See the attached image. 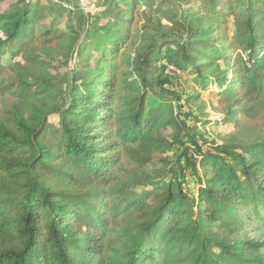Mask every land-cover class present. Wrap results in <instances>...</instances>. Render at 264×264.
I'll return each mask as SVG.
<instances>
[{
    "label": "trees",
    "instance_id": "1",
    "mask_svg": "<svg viewBox=\"0 0 264 264\" xmlns=\"http://www.w3.org/2000/svg\"><path fill=\"white\" fill-rule=\"evenodd\" d=\"M5 1L0 264H264V0Z\"/></svg>",
    "mask_w": 264,
    "mask_h": 264
},
{
    "label": "rangeland",
    "instance_id": "2",
    "mask_svg": "<svg viewBox=\"0 0 264 264\" xmlns=\"http://www.w3.org/2000/svg\"><path fill=\"white\" fill-rule=\"evenodd\" d=\"M15 0H6L3 9L8 8V6L13 3ZM34 1V0H31ZM54 5L52 8H55L51 13L49 12V17H46L47 20H49L52 17H55L59 19L64 25L65 21L68 20L73 14L69 13V9L71 11L74 10H80L82 12L91 13L92 15H97L103 8L101 7L102 0H51ZM137 0H126V2H136ZM122 3L125 2V0L121 1ZM143 2V1H142ZM50 3V0H42V3L40 4L41 7L47 5ZM62 5L67 8V10L63 9ZM186 8H189L192 6H184ZM145 6L143 7V10H145ZM165 22V21H164ZM0 35L2 36V32L0 31ZM21 53L13 55V53H7V55L4 56L2 60V64L5 66L12 65L17 61L21 60ZM54 67L52 68L53 72H56L57 70L64 71L66 68V65L61 66L60 63L55 62ZM203 99L206 102V108L203 110V113L206 112V118L209 120H217L223 117V113L218 111V97L215 96L214 93H204ZM18 98L14 94H7L2 97H0V111L3 110V108L7 106H11V104H14L18 102ZM259 127H262L261 132L262 135H264V121L262 122V119H259L257 122ZM257 125V126H258ZM236 129V125L234 123H228V124H211L207 126L206 129H202V131L206 132V136L211 140H216L219 142L224 141L228 138V136L234 132ZM246 129V128H244ZM247 130V129H246ZM252 130V128H251ZM171 130L166 131L168 134ZM248 131V130H247ZM251 133L252 131H248ZM194 183L190 182L189 187H193ZM254 231L249 230V236L257 237L261 240H264V227H253Z\"/></svg>",
    "mask_w": 264,
    "mask_h": 264
}]
</instances>
